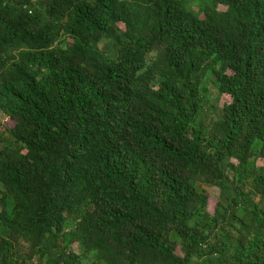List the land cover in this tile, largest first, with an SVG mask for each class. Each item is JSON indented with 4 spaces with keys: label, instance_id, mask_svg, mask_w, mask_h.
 I'll list each match as a JSON object with an SVG mask.
<instances>
[{
    "label": "trees",
    "instance_id": "1",
    "mask_svg": "<svg viewBox=\"0 0 264 264\" xmlns=\"http://www.w3.org/2000/svg\"><path fill=\"white\" fill-rule=\"evenodd\" d=\"M0 116V264H264V0H0Z\"/></svg>",
    "mask_w": 264,
    "mask_h": 264
},
{
    "label": "rangeland",
    "instance_id": "2",
    "mask_svg": "<svg viewBox=\"0 0 264 264\" xmlns=\"http://www.w3.org/2000/svg\"><path fill=\"white\" fill-rule=\"evenodd\" d=\"M208 99H209V105L208 106H209L210 110H211L210 104H217L218 103L217 105L221 106L223 104V102H225V100H227L226 97H221L218 100L216 98V92L214 91L213 87H211V86H210V92L208 94ZM217 100H218V102H217ZM0 120L3 123V125H5V126H8V127L13 126V122L7 117L4 118V117L0 116ZM215 194H216V192L214 191V189H212V193L210 192V196H209L210 207H212V205H213V197L215 196ZM74 247L76 249L77 245H75Z\"/></svg>",
    "mask_w": 264,
    "mask_h": 264
}]
</instances>
